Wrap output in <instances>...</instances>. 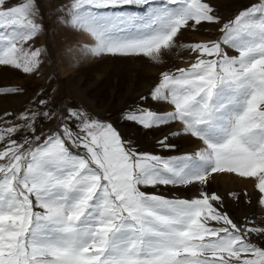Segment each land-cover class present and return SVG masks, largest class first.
<instances>
[{
    "label": "snow or ice",
    "instance_id": "6c2138e0",
    "mask_svg": "<svg viewBox=\"0 0 264 264\" xmlns=\"http://www.w3.org/2000/svg\"><path fill=\"white\" fill-rule=\"evenodd\" d=\"M53 12L66 31L95 39V57L163 65L185 31L219 35L181 45L193 60L161 71L126 113L145 130L167 129L152 151L81 101L52 106L44 90L0 114V264H264L254 242L264 226L234 219L216 192L174 194L233 173L253 178L264 210V0H244L227 21L212 0H58ZM41 21L39 0H0V65L39 70ZM173 137L200 143L181 152Z\"/></svg>",
    "mask_w": 264,
    "mask_h": 264
},
{
    "label": "rangeland",
    "instance_id": "374dc122",
    "mask_svg": "<svg viewBox=\"0 0 264 264\" xmlns=\"http://www.w3.org/2000/svg\"><path fill=\"white\" fill-rule=\"evenodd\" d=\"M216 1L212 0V3L216 6L217 15L222 21L232 18L240 6L235 4L238 6L232 5L226 10L222 0ZM11 2L16 3V0ZM39 2L42 12L41 22L46 25V29L33 42V47L40 49L42 63L34 74H26L20 69L0 65V89L24 90L23 93L17 94L0 92V114L19 112L22 107L29 106L30 97L44 90L48 93L52 106L59 108L61 101L66 99L68 102L73 98L81 101L93 118L113 123L133 145L141 150L152 151L162 131L166 132L167 129L145 130L138 124L127 121L124 118L126 113L140 105L139 97L148 93L158 81L161 71L187 66L193 60V55L181 45L216 39L219 35L216 27L206 25L199 31H185L180 36L177 47L163 57V65L154 64L146 57H95L91 51L95 48L92 45L96 44L93 37L89 36L88 41L86 36L88 33L68 32L56 22L53 5L58 0H39ZM243 2L244 0L241 3ZM90 41L92 45L88 44ZM69 47H71L70 54ZM48 123L41 121L40 130L46 133ZM173 130H176L175 126ZM182 139L183 137H173L181 152H191L200 143L187 138ZM223 174L225 173L213 174L209 185L196 184L179 188L174 194L191 199L198 197L201 190L216 192L225 198L226 210L234 219L247 217L252 224L264 226L261 223L264 220V210L257 204L258 190L255 188V181L228 173L229 177H225L224 182ZM245 191L248 197L243 195ZM228 193L239 195V201L228 196ZM248 198L251 199V203L245 202ZM254 242L264 247V241L254 240Z\"/></svg>",
    "mask_w": 264,
    "mask_h": 264
},
{
    "label": "bare ground",
    "instance_id": "6f19581e",
    "mask_svg": "<svg viewBox=\"0 0 264 264\" xmlns=\"http://www.w3.org/2000/svg\"><path fill=\"white\" fill-rule=\"evenodd\" d=\"M215 2H217L216 0H214ZM243 0H222V2H220V3H222V4H225V6L224 7H226L225 9L227 10L228 8H231V6L233 5V6H238V5H235V4H241V2H242ZM87 37H88V41L90 40V38H89V36H90V34H87L86 35ZM92 41H90L88 44H90V45H92V43H91ZM89 45V46H90ZM92 47H95V45H92ZM188 66V65H187ZM187 66H181V67H187ZM134 132H136V129L134 128ZM183 139H185V137H183ZM182 139V140H183ZM188 140H193V139H189V138H187ZM192 147V146H191ZM228 176V173H225V174H223V177H222V180L225 182L226 181V178L225 177H227ZM229 177V176H228ZM227 177V178H228ZM225 178V179H224ZM252 181H253V178H250ZM225 185V184H224ZM223 185V186H224ZM231 186V185H230ZM225 190V189H224Z\"/></svg>",
    "mask_w": 264,
    "mask_h": 264
}]
</instances>
